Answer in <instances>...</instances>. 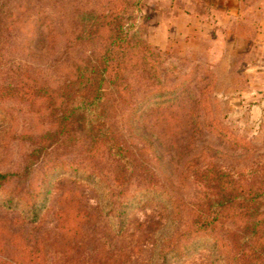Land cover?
<instances>
[{
	"label": "rangeland",
	"instance_id": "rangeland-1",
	"mask_svg": "<svg viewBox=\"0 0 264 264\" xmlns=\"http://www.w3.org/2000/svg\"><path fill=\"white\" fill-rule=\"evenodd\" d=\"M200 1L0 0V264L231 262L233 219L188 231L208 170L264 174V0L226 19ZM109 48L121 77L95 129L122 160L76 113L61 123L64 87Z\"/></svg>",
	"mask_w": 264,
	"mask_h": 264
},
{
	"label": "trees",
	"instance_id": "trees-1",
	"mask_svg": "<svg viewBox=\"0 0 264 264\" xmlns=\"http://www.w3.org/2000/svg\"><path fill=\"white\" fill-rule=\"evenodd\" d=\"M111 29L112 47L123 49L129 46V30L123 22L114 17V21L106 22ZM132 28V25H130ZM109 48L102 54L97 63L89 62L78 70L75 79L64 87V101L67 106L63 111L61 123L63 129L69 122H75L72 114L84 118L92 132L105 133L106 148L111 155L122 160L125 150L115 138L108 139V132L95 129L100 121L101 102L104 98L103 84L107 79L117 82L120 71L111 69V61H115V51ZM92 123V125H91ZM102 124L98 122V125ZM206 179V195L194 208L193 219L188 234L198 235L202 232L211 233L226 228L228 220L233 219L232 229L227 235L234 243V255L229 263L223 264H258L264 261V174L254 180L241 181L238 184L222 181V172L211 168ZM7 178V174L0 173V179Z\"/></svg>",
	"mask_w": 264,
	"mask_h": 264
},
{
	"label": "crops",
	"instance_id": "crops-1",
	"mask_svg": "<svg viewBox=\"0 0 264 264\" xmlns=\"http://www.w3.org/2000/svg\"><path fill=\"white\" fill-rule=\"evenodd\" d=\"M202 3V7H205L206 8H210V10L212 11L213 14H215V17L216 18H219V19H226V18H229L230 17V14L232 15H238L240 14L241 12H243L242 9H244L245 7H249V6H256L255 4H250L248 1L246 0H201L200 1ZM240 9V11H239ZM195 14V13H193ZM192 13L190 12H182L181 14H179V16H184L186 18H189L191 20L193 16ZM173 16V15H172ZM170 16V17H172ZM205 16H206V13L204 14L203 17H201V15H199L198 17V20L200 18H204V21L205 20H208L205 19ZM214 15H211L210 17H213ZM195 19H197V17H194ZM171 21V19H170Z\"/></svg>",
	"mask_w": 264,
	"mask_h": 264
}]
</instances>
